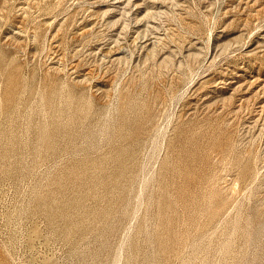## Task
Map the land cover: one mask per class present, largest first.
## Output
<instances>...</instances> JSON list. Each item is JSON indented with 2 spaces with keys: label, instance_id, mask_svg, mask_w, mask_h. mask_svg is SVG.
<instances>
[{
  "label": "rangeland",
  "instance_id": "374dc122",
  "mask_svg": "<svg viewBox=\"0 0 264 264\" xmlns=\"http://www.w3.org/2000/svg\"><path fill=\"white\" fill-rule=\"evenodd\" d=\"M0 264H264V0H0Z\"/></svg>",
  "mask_w": 264,
  "mask_h": 264
}]
</instances>
